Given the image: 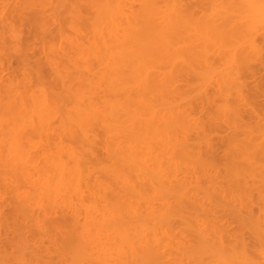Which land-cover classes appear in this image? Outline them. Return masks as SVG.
Masks as SVG:
<instances>
[{
	"label": "rangeland",
	"instance_id": "obj_1",
	"mask_svg": "<svg viewBox=\"0 0 264 264\" xmlns=\"http://www.w3.org/2000/svg\"><path fill=\"white\" fill-rule=\"evenodd\" d=\"M78 1L82 3L79 4ZM83 1L84 0L82 1L75 0V2L73 0H64V1L63 0H0V236H1L0 240L1 239L4 240L3 239L4 237L5 239H7V237L10 238L11 236V234L7 232H5L7 233V235L6 234H5L6 236L4 235V231H5L4 227H6L5 218L10 219L11 217L9 218V216H11L10 214H12L13 215L12 221H14V223L11 221L12 223L11 225L14 226L12 227L14 228V232L9 231V230L8 231L11 233L17 234V237H16V234L15 235L12 234L13 238L16 237L15 239L20 237L19 235H21V233L22 235H25V236H27V233H29L28 235L30 237L28 238V240L30 239L32 244H33V241L37 242L36 245L35 243L33 245L30 243L29 246H32V247L35 246L33 248L31 247L30 248L33 249L35 254L38 255V259H37L38 261H37L35 259L37 257H35L34 254H31V255H34V257H32L29 254L31 253L30 250H28L29 246L27 247V249L26 248L24 249L23 246L25 245L21 244L22 245L21 246L20 241H16L13 239L14 242L15 241L18 242V244H16V242L13 243L17 245V246L15 245L14 247H12L14 248V251L13 249L10 250L7 247H6V250H4L5 246L3 249H0L4 251V254L2 251H0V264H23V263L28 264L29 263L28 260H30V258H32L31 260H33L34 258L37 261L36 263V261L33 260L35 261L34 262L35 264H77V263L78 264H85V263L90 264L91 262H92L91 264H121L125 261L124 260L125 258L123 259L124 257V254H122L123 252L118 253L117 251V249L120 251H123L121 250L120 244L118 245L120 236L131 235L132 233L133 235H135L136 233H139V234L145 233L148 236H152V234L155 232L158 233L159 235L161 234L163 237L170 236V235L172 237V233H174V237H173L174 240L172 239L168 240V242L171 243V249L173 250V251L169 250L170 251L169 254H170L171 260L177 259L178 261L176 262L175 260L176 263H174L173 261L172 263L181 264V262L184 260L187 262V264H192L191 261L188 262L185 255L182 256V261H181V257H179L180 254L177 255L179 253V251H177L178 249L177 245L180 242L179 235L181 234L183 236V233H180L178 236L176 235L179 233L178 230L180 231L182 230L181 232H184L186 234V235L184 234L185 237H189V236L192 237L193 233L191 232H193L194 231L193 229L196 228V225H195L196 222L193 219L190 220L189 218L190 222L187 223L185 221L184 222L185 225L183 224L180 226L179 224L180 223L182 224V222L178 218L175 219V220H179V221H176L175 224L173 223L174 221L170 222L171 224L173 223L172 225L162 220V222L166 225V227L168 226V229L171 227L170 231H172V233L170 235H167L166 233H169L170 231L168 229H165L166 228L165 226L163 227L162 225L163 223L161 221H158L159 222L158 223L157 221L154 220L156 222L155 226L157 227V229L154 226H151L155 224L154 222L151 221L152 219L151 216L153 214H157V215L162 214L164 210L166 211V209H164L165 207H163L165 204L164 201L166 203L168 202L167 204L169 207L175 206L174 202L176 198L174 197L173 199L171 196H169L170 194L165 193L166 192L165 189L167 185L168 187L170 186L174 187L175 191H178L179 190L178 188L182 190L181 188L182 187L185 188L186 185H188L189 187L191 185L192 187L194 186L196 188V185L194 184H196V182L197 183L199 182L197 184L198 185L197 188L198 187L201 188V191H197L198 193L197 196L199 197L197 198L198 200L196 199L197 200L196 202H198V205L200 204L201 207L203 205L202 208L204 209L206 208V211L209 212L208 209L212 208V206H215L216 201H217V204L219 203L218 199L214 198L216 196L212 190L213 184L212 182H210V180H208V177H207V174L209 173V171L206 174H204V172L202 173L199 170L200 164L198 163L196 159H194V157H191V158L186 157L184 154H183V157H181L182 152H181V149L180 150L178 149L180 147V145L178 146L179 144L178 141H180L183 138V135H186L187 140H189L187 144H189L190 147L196 144L194 148L198 146H199L198 148L201 147L202 149L200 148L201 150L200 152H202V154L207 150L208 145H206V143H212L216 146V149H217L216 151H218L216 154H218V156L220 155L221 158L223 157V155L224 156L228 155V157L230 155L231 157L232 155L235 156L236 154L237 155L245 154L244 153L245 150L241 151L240 150L241 148L239 149V146L235 148V146L238 144L232 141V140L237 141V139H239L238 141H240V139L243 138V136H240V134L239 135L237 134V137L234 134L233 136H231L232 135L231 128L228 126H225V124L223 123H224V120L229 119L228 116H230L229 114H227L226 108H228L229 105H230L229 107H235V105L238 104L236 103L237 102L236 96L240 93L242 94V96L246 98L248 89H250L249 87H252V89L254 88V83H251V81L253 82L251 78L245 79V81L247 80L248 82L252 84L251 86H249L250 83H248V86H249L248 87L247 82H245L246 87H240V85H237L231 79V77L232 75H235V71H236L235 67H237V64H239V60L242 59V58L240 59V57H243L244 55L247 56V54H251L250 53L251 51L250 43L252 44V42H254L255 45L257 44L258 46H260L261 43L262 44L264 43V34H263L264 33V24H263L264 19L262 20V18H264V14L259 19V20H262L261 21L262 23L260 25L258 24L259 26L257 24H254L253 22L247 23L245 24L246 27H244L245 30L242 32L232 33V31L229 30V32H227L226 35H223V33L216 35L217 33L213 34L215 32L214 27L216 24L218 25L221 22L219 15L221 16L222 12H224L223 10L226 9L227 5L225 4H227V2L228 4L229 2H232V3H235V2L233 0H202V2L201 0H182L183 2H180V5L181 3L182 5L184 3L185 4L184 6L189 8L190 11H192V13L190 12L187 13L190 16L189 19L185 18L187 21L184 20V24L182 23L180 24L179 28L181 31L179 30V28L176 30V33L172 39L173 49H171L170 54L160 53V55L158 54L159 57L157 56L155 57V59L157 60H153V64L156 61H157L156 65L159 64L155 68L154 72L162 73L164 75H174V77H176L175 85L173 84V86H175V88L178 89L179 93L173 95L174 97L168 96L166 98L165 96L163 98L162 97L158 98V96H160L159 93L154 92L152 94L151 92L153 91H151L149 94L145 93L146 95L145 94L143 95L144 100H143V97L141 98L143 101L140 100L139 98L134 97L133 101L134 100L136 101V102L134 101V103L138 102V104L133 103L130 109L133 110L134 112H138V111L142 112L141 114L144 116L143 118H149V120H151L153 114H156L158 117L159 115H162L163 113L166 114L167 112L175 110V108L179 109L182 106L181 108L185 107V109L190 110L188 111L190 114V118L192 119V122L190 120L185 125L182 124L181 126L183 127H181V129L175 128L177 130H175L173 127L164 128L162 126H158L160 127L158 128L157 126L156 127L151 126V125L146 126V128H143L142 132H140L141 135L137 137L133 142H128L126 144L121 145L123 149L118 148L116 145H113L114 148L112 147V150L114 151H112L113 158H111V160H110V157L107 156L106 149L104 148V145L102 143L103 136H102L101 131H99L100 129L93 128L94 129L93 130L94 132L93 133V137H94L93 149H95L93 151L94 158L93 156L90 157L91 156L90 155L88 156L90 157L88 158L89 159L88 161H87V157L85 159L87 161V164L91 162L90 163L91 165L88 164V166H90L89 168L91 167L92 168L85 172V169L86 168L88 169V167L85 164L86 161L85 162L83 161L85 165L84 164L82 165L83 162L80 164L82 169L86 167L83 170L81 169L82 170L81 172L85 174H82V180H80L79 182L80 190L77 191V193L76 192L74 193V189L76 188L79 189V187H76V188L71 187L68 189L65 188V190L63 191L62 188L58 189V187L55 186L58 182L56 181L57 179L55 180L57 183L53 181L55 179L54 177H56V172H53L52 171L53 169H50L51 166L47 167L48 169L51 170L50 172L48 170L49 172L47 173L48 177L45 176V174L43 173L44 172L43 166H45V168H46V165L49 166L48 164L49 162L44 160L45 156H48V154L49 155L53 154V156H55L57 155V153H59V155L61 154V156H64L67 150L76 149L78 145L80 146V143L77 141L75 137L71 139V136L70 135L68 136V133L70 131L69 127L72 126L73 116L75 115V113H73L75 111V110L73 111V109L75 108L74 106L75 100L74 99L72 100V98L71 99L65 98V96L62 95L63 94L62 89H61L62 87L59 86L61 84L57 83L59 76L57 77V80L55 76L61 75V77L63 78L61 80H65V86L67 85V89H69L68 91L73 92V94L74 93L79 94L85 91V94H82L83 98L81 99H83V102L86 103L87 102L86 99L88 97L89 98L88 101H90L92 97L86 95L87 90H83V89H87L86 80L88 77L86 76L90 75L89 78H91V75H100L101 73H103V68L96 63L95 59H93L95 58L94 57L95 55L94 56L92 55L94 51L93 50L92 52L90 51V49H93V43L97 41V39L95 41L92 39L93 34L91 33H94V31L97 30V32L99 31V34H100V30H101L100 28H102L100 27V22L97 21L98 19H94L93 14H95V17H96V13H95L96 11L94 10H97L98 9L97 7H100L99 11L101 12H99L98 10L97 12L99 14L101 13L100 15H102V17L104 18L106 16L105 13H111L113 11L112 9L114 8L117 9L116 5L118 6L120 5L119 10L122 6L124 11L122 10V8L120 11H123L126 14L125 19L123 18L124 16H122L124 13L123 14L121 13L122 17L118 16L119 18H117L115 16L112 22L114 25V29H116L117 32H119L120 34H121V31H119L118 26L119 25L120 27L123 26L120 29L124 27L126 28L127 27L126 24H128L127 21L129 22V20H131L130 19L131 15L128 16L129 18H127L128 20H126L127 13L128 15L129 14L135 15V13L137 15L140 13L139 15L143 16L144 12L147 11V9L144 8V5L142 7L143 2L141 0H118L116 2L115 0L113 1L110 0V2L106 0L105 7L107 8L103 6L104 0H95V3L93 2L94 7L96 6L94 10L93 8L90 9L87 7L88 5H90L89 3L85 4L87 0L84 2ZM97 1L100 4L97 3ZM119 1L122 4H119L120 3ZM161 1L162 0H160V3L158 1V4H159L158 11L160 14L164 11L163 9H165L166 11L171 10V13L174 11L172 9H175L174 12L176 13L177 9L180 7L178 6L179 3L177 4L178 1L176 0H167V3L164 2L166 3L165 6L163 5V3H161ZM71 2L72 3L74 2V6L78 7L79 14L80 12L83 13V14L81 13L82 15L80 14L81 16L79 15L80 18L78 17V12H76V10H73L74 12H76L75 16H73V13H74L73 11L71 13V10L74 8V6L70 4ZM87 2H92V1L88 0ZM197 2L199 3L198 5L200 6H197L196 4ZM76 3L79 6H77ZM109 3L110 4L114 3V4H111V6H109ZM82 4L84 6H81ZM80 6L86 7L87 9L81 8V10L79 11ZM162 6H164L165 8H163ZM171 6L173 7L172 9H171ZM69 7L71 8V10ZM105 9H109V10L107 11ZM115 9L114 11H116ZM90 10H92L94 13L92 12L93 13L92 14ZM166 11L162 13V15H165V13H167ZM168 12L170 13V11ZM219 12L221 14H219ZM86 15L88 16V18L90 17L91 18L88 19ZM139 15L136 17H139L138 19L141 20V18L143 17ZM184 15H186V13H183L182 16ZM81 18L83 19L81 20ZM84 19L88 20V22H85ZM115 19L118 21H116ZM231 20H233V18ZM259 20L257 23L260 22ZM93 22L94 23L96 22V23L93 24ZM103 22L107 24L106 21H103ZM234 22H235V18H234ZM213 25L214 27H212ZM93 27H95L96 29L94 30ZM105 28L106 27H104V29ZM89 29H91V31ZM107 33L105 32L106 35ZM242 33H246V34L242 35ZM105 34H104L103 39L106 38ZM94 37L96 38V36ZM98 37L97 38L100 40V37L102 36L99 35ZM81 42L84 44V46H81L82 45ZM75 43L77 44V46ZM89 45H90V48H89ZM228 46L230 47L231 50L228 48ZM262 46H264V44ZM76 47L80 49L77 50ZM242 49L245 51H243ZM83 50L85 51L87 50V51L84 52ZM240 54L243 56H241ZM90 57H92V59ZM86 59L89 62L86 61ZM235 59L236 60L239 59V60L236 64L234 63L235 65L234 66L233 61L236 62ZM82 60H84L86 64H84ZM95 65L96 67H98V69H96ZM85 67L89 68V70L91 69L90 70L91 72L87 73L88 69L87 71L86 69L84 70ZM167 67H168V70H167ZM186 67L188 68L186 69ZM241 73H243L242 75H248L244 71H241ZM186 77H188L189 79ZM176 80L177 82L178 81L179 82L177 83ZM80 81L81 83H79ZM81 88L83 91L81 90ZM219 91L220 92L223 91L222 94H220ZM250 95L251 94H248L247 98H250L249 97ZM155 96H157V98ZM206 96L208 97L207 99H205ZM93 97H94V101L97 102L96 101L97 98L95 96ZM153 97L155 98L153 99ZM117 99H119V97ZM212 101L215 104L211 103ZM140 102L142 103L140 104ZM208 102H210L211 104ZM216 103H218V105H216ZM146 106L147 107L149 106L152 109H149V107L146 108ZM201 107H202V110L203 108L204 110L200 112L199 109H201ZM246 107H249V106H243V109H245ZM150 111H152V113H150ZM149 113L152 115L149 116ZM199 118L204 123L201 122ZM30 121L34 122V124L36 125L42 121L43 123L47 122L50 125L48 126L46 123L47 125L46 128L42 124L43 125L42 128L36 127V129H31L27 126L28 122ZM193 121L196 122V124L193 123ZM199 124H202V125L204 124V126L201 127L202 125H199ZM150 127H153V128L150 129ZM231 127L233 128L232 124H231ZM64 128H69V131ZM73 128L74 127H71V131L75 129ZM161 128L164 129V133L162 132L163 130ZM63 129L64 131L66 130L68 131V132H65L67 134L63 132ZM170 129L171 130L173 129V131L171 132ZM213 129H215V131H213ZM233 130L235 129L233 128ZM236 130L238 132L240 129L238 130L236 128ZM253 131H254V134H253L254 136L252 137H254V139L256 137L258 139L262 138V141L264 140V126L263 125L255 127ZM143 132H145V135ZM198 134H202V135L198 136ZM98 136L100 138L97 139ZM144 136H145V139H144ZM142 139L146 141L143 142ZM195 139L200 143V145ZM140 140L142 142H140ZM176 140L178 141L176 142ZM181 141H180V144H181ZM254 141H257V140H254ZM140 143L141 144L144 143V144L140 145ZM119 149L121 150L122 153L124 152L123 153L124 155H122V157L119 156V153H120ZM130 149L132 151L136 150L140 154L137 155L135 151L132 152ZM115 151L117 152L118 155L115 153ZM206 152H208V150ZM206 152L203 155L204 157H206V159H208L207 155H209V152L208 153ZM134 154L137 156H135ZM115 155H117L118 158ZM139 155L141 156V158L143 157L142 159L140 158V160L137 159ZM133 156H135L134 158L137 157L136 160H134L133 158H130ZM124 158L125 159L129 158L131 160L133 159L134 161H130V163L133 162L134 165L130 164L131 167H129L125 165L124 163L122 164V162L125 161ZM112 159L113 161L115 160L114 162L120 166L117 167V165H114L113 163L112 165H114V167L112 168L114 169L112 171V168H111V171L109 172L108 169L112 166L110 164L113 162ZM120 159L124 161L122 160L120 161ZM129 159H127L126 161L128 162ZM63 160H65L64 162L66 163L67 166H69V168L72 166L73 162L70 159L63 157ZM138 160L140 161V165L142 167L144 166V168H147V171L146 170L144 171L149 173V174H145L144 172L145 174L143 176L144 178L140 177L142 176L141 174L138 175V173H136V171L139 172V169L141 167L139 163L136 162ZM223 161L224 160H221V163H224ZM127 162L125 163L128 164ZM153 163H156L159 168L156 167L157 165ZM261 163H262L261 165L264 166V159H262ZM150 166H153V168ZM133 167H135L134 170H133ZM137 167L138 169H136ZM195 168H198V170L200 171L199 173H201V176L197 172L198 170L197 171L194 170ZM74 169L72 171L75 173ZM105 169H107V172L105 171ZM78 170H80L79 167H78ZM119 170L122 172V174L124 173L123 174L124 176H127L128 180H126V178H124L122 174L119 177H117L120 174V173L118 174V172H120ZM148 170H150L151 173ZM156 171L157 173H159L157 175L158 177H156L155 174H154L155 177L152 175V173H155ZM51 172L55 173L54 177ZM115 172L116 174H114ZM195 172L196 174H194ZM198 174H199V177H198ZM136 175L139 176L140 179L137 178ZM121 176L123 177V179H125L126 184L129 182L128 183L129 185L124 184V181L120 179L122 178ZM58 177L60 178L61 176L58 175ZM146 177H147V181H146ZM196 178L198 180L194 181L196 180ZM64 179L70 180L71 178L65 177ZM163 181L164 182L166 181V182L164 183ZM231 182H229V184ZM47 183L50 184L48 186V189L46 188L47 187L46 185H48ZM180 184H182V186H180ZM124 185H126L127 188L124 187ZM50 186H51V189H50ZM130 186L131 187L134 186V188H136V191L130 190L129 189L131 188ZM191 188H188V190ZM49 190L53 192V195L50 193ZM156 192H159V193H156ZM212 193L214 197L212 196ZM166 194L168 195L167 197H166ZM202 195L206 197L204 198ZM170 197H171V200H170ZM208 197L210 198V200L208 199ZM253 201H254V198H253ZM254 203H256V201ZM258 204L261 205V203H258ZM198 205L195 204L193 207H191V209L193 208L194 210L195 209L194 207H197ZM256 206H259V205L255 204L253 207H251V209L253 208L252 210L255 213V215H257V208H258ZM130 208L131 209L133 208L134 211H135V208H137L136 209L137 212L139 211L137 215L141 216L140 219L143 216V218L146 219L147 223L145 225L141 224L139 221L140 219L137 216L138 220H136V222H139L140 223L139 225L138 223L135 222V219H136L135 217H134L135 219L134 218L131 219L130 217H128L129 215L130 216L132 215V212H134ZM198 208L200 209V206ZM220 208L221 207H219L218 209ZM224 208L227 209V207H224ZM127 209H128V212H126ZM225 209H222V210L220 209L221 211L215 213V216H216V217L214 216L215 221L219 217L217 219V222H215L212 219L211 213L209 214L211 215L209 217H206L204 215L205 218H202L203 217L202 213L200 214L202 218V222L206 225L205 228L207 232L212 233L214 232V230H219L222 226L225 227V225L228 224L227 228L222 227L220 229L221 231L226 230V231L221 232L222 235H224V240H226L225 242L227 243L228 241V243L232 244L235 241L233 238L235 236L236 237L240 236L242 238V241L244 243H247L246 249L248 250V254L252 258V260H254L253 258H255L256 261H258L260 264L261 263L263 264L264 260L262 259V255L264 253V239H263L264 237L262 238V235H260L262 232H260L259 234L257 230L255 231V229L253 228L254 227L253 223L250 220H246V218H244L246 221L243 218L242 219L240 218L237 221L236 218L233 219L230 215L229 216L226 215L227 217L224 216L225 214L222 211L223 210L226 211ZM124 212L126 213L131 212V214L130 213L124 214ZM226 212H229L228 209ZM242 214L247 217L246 213L244 214L243 212ZM77 217L78 219L75 220ZM99 218L101 219L104 218V219H107L108 221L107 223H104V221L106 222V220L103 219L104 221L101 223V220ZM226 218H227V221L225 220ZM72 219L73 221L74 220L75 221L71 225V222H73ZM149 219L152 222L151 224H150ZM109 220H112L113 222L111 223V221ZM76 221L79 222L78 226H76L77 224ZM187 221H188V218H187ZM210 221H213V222H210ZM208 222H210V224ZM221 223L223 224L220 226ZM104 224H107V226H104ZM216 225H219V229L217 228L218 226ZM187 226L189 227L187 228ZM105 227L109 229V233ZM183 227H184V230L186 228L187 229L184 231ZM190 227H192L193 229ZM190 229L192 231H190ZM211 229L212 231L210 232ZM45 230L48 233L45 232ZM105 230L107 234H105ZM253 230L255 231L254 233H253ZM56 231L62 232V236L65 233L66 238L63 236L67 240L66 246L65 245L63 246L65 249L61 245V240L63 239L62 241H65V239L61 236V233H60L58 234L61 237L60 238L61 240H60L57 235L58 232ZM80 232L82 233L81 237L83 236L85 237V238L84 237L81 238L82 241L78 240V238L80 237L79 236ZM257 232L260 237L258 235H255L257 234ZM49 233L53 234L54 236L56 235L57 241L54 243H57V245L60 244L61 246L60 245L59 246L60 248L62 247L63 250L60 249L57 245L53 244L52 240L55 239V237H52L53 235L48 236L47 234ZM107 235H110L108 239L106 237ZM181 235H180V238H181ZM47 236L48 237L51 236L53 238L51 240L52 243L48 241L50 238H47ZM112 236H114L115 238H113ZM101 237L104 238L103 241H102L103 238L101 239ZM73 238L77 241H75ZM93 238L99 241L98 242L99 246H101V249L103 247L104 250L102 249L98 253V250L100 247L96 245L97 241L91 240ZM11 239L12 237L8 240H11ZM83 239H85L88 243L91 240V243H89L91 244L90 245L91 247H89V244ZM105 239L107 240L105 241ZM111 239H113V242L111 241ZM8 240H5V241L7 242ZM1 241H0V245H1ZM94 241L96 245L95 247L93 246ZM101 241H102V244L100 245ZM75 242H77L78 244ZM105 242H109L110 245ZM182 242L184 243L183 240ZM6 244H10V243L8 242ZM51 244L54 246H57L60 250L57 252L58 250L56 249L57 247L55 248ZM103 244L108 247L105 248ZM10 245L12 246V244ZM77 246L80 248H84L86 251L84 249H79ZM172 246L173 247L177 246V249L175 248L173 249ZM90 248L95 249V250L92 251ZM96 248L98 250H96ZM47 250L49 251V253ZM83 250L85 251L84 253H83ZM90 250L92 254L94 255L90 253L91 255L89 254V258H88V256L86 255H88ZM5 251L6 253L8 252L11 254L8 255V253L6 254ZM115 251L117 252L118 256ZM124 251H126V249ZM100 252L102 253L100 254ZM173 254L176 255L178 258H180L181 262ZM60 256H61L62 261L60 259ZM97 256L99 258H96ZM86 257H87V260H86ZM89 259H91L92 261ZM206 259L207 258L204 257L203 264L208 263V262L209 264H212L210 262L211 260L205 262ZM186 262L185 263L182 262V263L186 264ZM194 262L193 264H195ZM258 262L257 264H259ZM198 263L201 264L202 262L197 261L196 264Z\"/></svg>",
	"mask_w": 264,
	"mask_h": 264
},
{
	"label": "bare ground",
	"instance_id": "obj_2",
	"mask_svg": "<svg viewBox=\"0 0 264 264\" xmlns=\"http://www.w3.org/2000/svg\"><path fill=\"white\" fill-rule=\"evenodd\" d=\"M64 1V0H63ZM75 2V0H73ZM82 1V0H80ZM86 1V0H84ZM83 1V2H84ZM88 1V0H87ZM85 2L86 3H89L90 5H88L87 7L88 8H94V3H95V0H90L92 2ZM113 1V0H112ZM118 1V0H115V2ZM143 3H142V7L144 5V8L147 9L146 12H144L143 16L142 15H139L135 13L136 16H141L143 18H141V20H139L138 18L139 17H136L134 14H129L127 13V16H126V20H128L127 18H129L128 16H130V19L129 22L127 21L128 24L127 27L125 28H122L120 29V25L118 26L119 27V31H121V34L119 32H117L116 29H114V25H113V19L114 17L116 16L117 18L119 17H122L124 16L123 18L125 19V13L123 12V8L122 10L123 11H120L119 10V6H117V9H115L116 11H114V9L110 10L112 11L111 13H105L106 16L103 18L102 15H100L97 10L99 11V8L100 7H97L96 9L97 10H94L96 11V17H95V14H93L94 12L92 10L91 13L94 15V19H98L97 21L100 22V34H99V31L97 32L94 31V33H91L93 34V40L95 41L97 39V41H95L93 43V49H90V51L92 52V50L94 51L92 53V55L95 57L93 59H95L96 63L98 65H100L102 68H103V73H101L100 75H91V78L90 75H87L86 77L87 80H86V87L87 89H83V90H87L86 92V95L88 96H91L93 101H88V97H87V102H83V95L82 94H85V91L81 90L84 92H81V93H74L73 92H70L68 91L69 89H67V85L65 86V80H61L63 79L61 77V75H56V80H57V77H58V81L57 83L58 84H61L59 85L60 87H62V95L65 96V98H69L72 100L74 99L75 100V108L73 109V113H75V115L73 116V121H72V126L71 127H74L73 129L75 130H72L71 131V127L70 128V131H69V128H64V129H67L69 131L68 133V136L70 135L71 136V139L73 137H75L77 139V141L80 143V146L78 145V147L76 149H70V150H67L66 154H64V156H61V154L59 155V153H57V155L53 156L52 155H49L48 156H45L44 160L48 161L49 163V166L46 165V168L45 166H43L44 168V174L45 176L48 177V174L51 170L50 169H53L52 171L53 172H56V177L61 176L60 178H56L54 177L55 176V173L51 172L53 174V177L55 178L53 181H55V183H57L55 186L58 187V189L62 188V190L64 191L65 188L68 189V188H71V187H79L74 189V193L77 191L80 190V186H79V182L80 180H82V174H85V173H82L81 171L85 168H81L80 164L84 161H86V157H87V161L89 160L88 158L92 157L93 156V151L95 149H93V140H94V137H93V130L94 129H100L99 131H101L102 133V136H103V145H104V148L106 149V152H107V156L110 157V160L111 158H113V153L112 151V147L114 148L113 145H116L118 148H122L121 145L123 144H126L128 142H133L137 137H139L141 135L140 132H142L143 128H146V126H162L164 128H171L173 127L174 129L175 128H180L183 127L181 126L182 124H186L188 123L190 120L192 122V119L190 118V114H189V109H185L184 108H175V110H172L170 112H167L166 114H162V115H159L157 117L156 114H153L152 116V119L149 120V118H143L144 116L141 114L142 112L138 111V112H134L133 110H131V106L132 104L134 103L133 101V98L136 97V98H139L140 100H142L141 98L143 97V95L146 93V94H149L151 91L152 94L155 92L159 93L160 96H158V98H163L166 96V98L168 96H173L175 94H178L179 91L177 88H175V86H173V84L175 85V78L174 75H164L162 73H157V72H154L155 71V68L159 65H156V62L153 64V60H157L155 59V57H159L160 53H164V54H170V51L173 46V43H172V39L176 33V30L179 28L180 24H184V20L187 21L186 19H189V15L187 13H192V11H190L189 8H187L186 6H184L185 4L181 3L180 5V2H183L182 0H176L178 1L177 4L179 3L178 6H180L178 8L177 6V11L176 13L174 12L175 9H172L173 7L171 6V9L174 10L172 13H171V10H168L170 11V13L168 11H166L165 9H163L164 11L162 13H164L165 11L167 13H165V15H162V13L160 14L159 11H158V1L160 3V0H141ZM235 3H232V2H227V7L225 10H223L224 12H222V14L219 12V14H221V16L219 15L220 19H221V22L217 25H214L212 27H214V33H217L216 35L218 34H222L223 35H226L227 32L232 31V33H236V32H242L245 30L244 27H246L245 24L247 23H254V24H261L262 20L264 18H262V20H259L261 18V16L264 14V0H233ZM74 2L70 3L74 6ZM94 2V3H93ZM105 2L106 0H104V7H105ZM108 2H110V0H108ZM114 2V3H115ZM120 2V1H119ZM118 2V3H119ZM167 3V0L165 1H161V3H163V5L165 6L166 3ZM196 2V1H195ZM202 2V0H201ZM200 2V4H201ZM79 4H81L82 2H79ZM97 3H99L97 1ZM114 3H111V4H114ZM124 3V2H123ZM139 3V2H138ZM169 3V2H168ZM187 3V2H186ZM77 4V3H76ZM100 4V3H99ZM111 4L109 3V6H111ZM117 4V3H116ZM119 4H122L121 2ZM141 4V2H140ZM188 4V3H187ZM197 6H200L198 5L199 3L197 2L196 3ZM96 5V4H95ZM98 5V4H97ZM218 5V4H217ZM222 5V4H221ZM77 6H79L77 4ZM81 6H84L83 4ZM80 6V9L79 11L81 10V8H86V7H81ZM91 6V7H90ZM93 6V7H92ZM99 6V5H98ZM124 6V5H123ZM141 6V5H140ZM164 6H162L163 8H165ZM174 6V5H173ZM71 7V5H70ZM69 7V8H70ZM115 7V6H114ZM161 7V8H162ZM107 8V7H105ZM167 8V7H166ZM184 8V9H183ZM187 10H186V9ZM198 8V7H196ZM21 9V8H20ZM87 9V8H86ZM170 9V8H168ZM222 9V8H221ZM71 10V8H70ZM69 10V11H70ZM73 10H76V12H78V7L74 6V8L71 10V13ZM84 10V9H83ZM105 10H109V9H105ZM118 10V11H117ZM127 11V10H126ZM143 11V10H142ZM188 11V12H187ZM220 11V9H219ZM74 12V11H73ZM73 13V16H75V13ZM101 12V11H99ZM106 12V11H105ZM115 12V13H114ZM132 12V11H131ZM82 12H80L81 14ZM121 13L123 14L121 16ZM138 13V12H137ZM183 13H186V15L182 16ZM217 13V12H216ZM79 12H78V17H79ZM83 14V13H82ZM81 14V15H82ZM118 14V15H117ZM142 14V12H141ZM198 14V13H197ZM80 15V16H81ZM133 15V16H132ZM239 15V16H238ZM87 16V15H86ZM85 16V17H86ZM91 16V14H90ZM119 16V17H118ZM218 16V15H217ZM37 17V16H36ZM54 17V16H53ZM52 17V18H53ZM56 17V16H55ZM102 17V18H101ZM39 18V17H38ZM74 18V17H73ZM80 18V17H79ZM78 18V19H79ZM88 18V16H87ZM91 18V17H90ZM88 18V19H90ZM183 18V19H182ZM186 18V19H185ZM233 18V20H231ZM234 18H235V22H234ZM240 18V19H239ZM83 18H81L82 20ZM103 19V20H101ZM215 19V18H214ZM217 19V18H216ZM238 19V20H237ZM54 20V19H52ZM85 20V19H84ZM116 20V19H115ZM213 20V19H212ZM258 20L260 21L259 23ZM96 21V22H97ZM103 21H106L107 24H105ZM118 21V20H116ZM189 21V20H188ZM234 23H233V22ZM238 21V22H237ZM82 22V21H81ZM85 22H88V20H85ZM92 22V21H90ZM95 22V23H96ZM141 22V23H140ZM80 23V22H79ZM93 22V24H95ZM102 23V24H101ZM82 24V23H81ZM263 24H264V21H263ZM91 25V24H90ZM104 25V26H103ZM106 25V26H105ZM125 25V26H126ZM258 25V26H259ZM93 26V25H92ZM183 26V25H182ZM211 26V25H210ZM262 26V25H261ZM90 27V26H89ZM104 27H106L105 30ZM230 28V29H229ZM76 29V28H75ZM93 29L95 30L96 28L93 27ZM104 29V30H103ZM188 29V28H187ZM213 29V28H212ZM91 31V29H89ZM180 30V28H179ZM186 30V29H185ZM79 31V30H78ZM104 33H103V32ZM181 31V30H180ZM105 32L107 33V35L105 34ZM231 33V32H230ZM81 34V33H80ZM96 34V35H94ZM102 34V35H101ZM104 34H105V39H103L104 37ZM243 34H246V33H242ZM264 34V33H263ZM102 36L100 37V40L98 39L99 37L98 36ZM222 35V36H223ZM241 35V36H242ZM96 36V38L94 37ZM91 37V36H90ZM98 37V38H97ZM215 37V36H214ZM228 37V36H227ZM231 37V36H230ZM243 37V36H242ZM213 39V38H212ZM245 39V38H244ZM243 39V40H244ZM249 39V38H248ZM99 40V41H98ZM251 40V39H250ZM260 42V41H259ZM82 43V42H81ZM80 43V44H81ZM76 44V43H75ZM87 44V42H86ZM264 44V43H263ZM261 43L260 46H258L257 44L255 45L254 42H252V44L250 43V53L251 54H247V56H243V57H240L241 60H239V64H237V67H235V75H232L231 79L237 84V85H240V87H246V84L245 82H247V86H248V82L247 80L245 81V79H248V78H251L253 80V82L251 81V83H254V88L252 89V87H249L251 86L252 84L250 83V85L248 86L250 89H248V93H247V97H248V94H251L249 97L253 100H251L250 98H245L244 96H242V94H238L236 97H237V102L238 104L235 105V107H229L228 105V108H226V111H227V114H229L230 116L229 119L227 120H224V123L225 126H228L231 128V132H232V135L230 133L231 136L236 135L237 137V134L240 136H243V138L240 139V141H238L239 139H237V141L235 140H232L234 141L236 144L235 148L239 146V149L242 151V150H245V154H236L235 156H231L228 155L224 156L221 158V156L218 154H216L218 151H216V146L212 143H206L207 146V150L209 152V155H207L208 159H206V157H204V153L207 151H205L203 154L202 152H200V148L198 147H195L192 146L190 147L188 143L189 140H187L186 138V135H183V138L180 140L181 141V144H180V141L176 140V142L178 141L179 144L178 146L180 145V147L178 148L179 150L181 149V152H182V156L183 157V154L186 156V157H194V159H196L198 161V163L200 164L199 165V170L204 174L209 173L207 174V177H208V180H210V182H212V190H213V193L215 194L216 197H214L213 193H212V196L214 198H217L219 203L217 204V201H216V204L215 206H212V208L208 209L209 212L206 211V208H202L201 205L199 204L198 205V202H196L198 199L199 196L197 191H201V188H197V183L194 184L196 185V188L192 187L190 185V187L188 185L185 186V188H181L182 190H180V188H178L179 192L178 191H175V188L174 187H166L165 189V193H168L170 194L169 196H171L173 199L174 197L176 198L175 199V206H171L169 207L168 206V202L166 203L164 201V206L165 207L164 209H166V211L164 210L163 213L165 214H153L151 217V221L154 222L155 224L151 225V226H154L156 229L157 227L155 226L156 225V222L155 221H161L164 220L165 222L169 223L170 225H172L173 223L175 224L176 221H181L182 224L180 222L179 225H183L184 222L186 221L187 223L190 222L189 221V218L190 220L193 219L196 223V228H192L194 231L191 232L193 233L192 234V237L189 236V237H185L184 236V232H181L180 230L179 233H175L177 234L176 236H178L180 233H183V236L181 235V238H180V235H179V244L177 242V246H178V249H177V246L176 247H173V249H177V251H179V253L177 255H179V257H181V261H182V256H186V259L188 260V262H193L196 264L197 261L199 262H202L201 264L204 263V257H206L207 259L205 260V262L211 260L210 262L212 264H257L258 261L255 260V258H253L254 260H252V258L250 257V255L248 254V250L246 249V245L247 243H244L242 241V238L240 236H235L233 239L235 240L234 243H227L225 242L226 240H224V235H222V231H226V230H220L219 229V225H216L218 226L217 228L220 230H214V232L212 233H209L207 232L206 228H205V224L202 222V218H205L204 215L206 217H209L212 215V219L215 221V213L221 211L222 209H225L224 207H227L228 211L229 212H226L227 209H225L226 211H222L224 214V216H231L233 219H244L246 218V220H250L252 223H253V228L255 229V231L257 230L260 234V232H262L260 235H262V238L264 237V166L261 165V161L262 159H264V140L262 141V138L261 139H258L255 137H252L254 136V131L253 129L255 127H258V126H264V46ZM239 45V44H238ZM77 46V44H76ZM81 46H84V44L82 43ZM223 46V45H222ZM241 46V45H240ZM77 48V47H76ZM85 48V47H83ZM89 48H90V45H89ZM88 48V49H89ZM205 48V47H204ZM228 48L230 49V47L228 46ZM240 48V47H239ZM243 48V47H242ZM80 49V48H79ZM77 48V50H79ZM225 49V48H224ZM237 49V48H236ZM245 49V48H244ZM221 50V49H220ZM231 50V49H230ZM240 50V49H238ZM243 50V49H242ZM246 50V49H245ZM243 50V51H245ZM84 52H86L85 50H83ZM249 51V50H248ZM229 52V51H227ZM234 53V52H232ZM159 54V55H158ZM86 55V54H85ZM91 55V54H90ZM236 55V54H235ZM234 55V56H235ZM165 57V56H164ZM168 57V56H167ZM89 58V57H88ZM87 58V59H88ZM92 59V57H90ZM172 58V57H171ZM235 58V57H234ZM237 58V57H236ZM86 59V61H88ZM213 59V58H212ZM217 59V57H216ZM231 59V58H230ZM162 60V58H161ZM165 60V59H164ZM168 60V59H167ZM234 60V59H233ZM236 60V59H235ZM238 60L233 61V65L234 63L236 64L238 62ZM84 64H86L84 62V60H82ZM89 62V61H88ZM182 62V61H181ZM82 63V64H83ZM159 63V62H158ZM161 63V62H160ZM186 63V62H185ZM92 64V62H91ZM94 64V63H93ZM203 64V63H202ZM156 65V66H155ZM167 65V63H166ZM165 65V66H166ZM87 66V65H86ZM169 66V65H168ZM235 66V65H234ZM96 67V65H95ZM154 67V68H153ZM94 68V67H92ZM101 68V69H102ZM188 67H186L187 69ZM88 69L87 73H90L91 69L89 70V68H84V70ZM96 69H98V67H96ZM151 69V70H150ZM154 69V70H152ZM163 69V68H162ZM165 69V68H164ZM54 70V69H53ZM167 70H168V67H167ZM185 70V69H184ZM186 71V70H185ZM196 71V70H195ZM241 71H244L246 72L248 75H242L243 73H241ZM95 72V71H94ZM93 73V72H92ZM96 74V73H95ZM166 74V73H165ZM194 74V73H193ZM179 75V74H178ZM80 77V76H79ZM85 77V76H84ZM185 78V77H183ZM188 78V77H186ZM84 79V78H83ZM189 79V78H188ZM55 80V81H56ZM79 80V79H78ZM182 80V79H181ZM185 80V79H184ZM187 80V79H186ZM64 81V82H63ZM188 81V80H187ZM190 81V80H189ZM221 81V80H220ZM177 82V80H176ZM179 82V81H178ZM177 82V83H178ZM181 82V81H180ZM81 83V81L79 82ZM85 83V82H84ZM218 83V82H217ZM85 85V84H84ZM82 85V86H84ZM69 86V85H68ZM81 86V85H80ZM181 86V85H180ZM66 87V88H65ZM222 87V86H221ZM247 87V88H248ZM217 88V87H216ZM238 88V87H237ZM222 89V88H221ZM213 90V89H212ZM220 92V91H219ZM223 92V91H222ZM222 92H220V94H222ZM238 92V91H237ZM240 92V91H239ZM218 93V92H217ZM145 94V95H146ZM164 94V95H163ZM219 94V93H218ZM151 95V94H150ZM228 95V94H227ZM95 96L97 99L95 102L94 101V97ZM217 96V95H216ZM119 97V99H117ZM157 98V96H155ZM153 97V99L155 98ZM174 97V96H173ZM210 97V96H209ZM235 97V98H236ZM208 97L206 96L205 99H207ZM214 98V97H212ZM99 99V100H98ZM149 99V98H148ZM152 99V98H151ZM210 99V98H209ZM250 99V100H249ZM143 100H144V97H143ZM142 100V101H143ZM156 100V99H155ZM172 100V98H171ZM170 100V101H171ZM203 100V99H201ZM213 100V99H212ZM249 100V101H248ZM82 101V102H81ZM139 101V100H138ZM149 101V100H148ZM191 101V99H190ZM210 101V100H209ZM225 101V100H224ZM136 102V101H135ZM158 102V100H157ZM166 102V101H165ZM206 102V101H205ZM216 102V100H215ZM142 102H140L141 104ZM153 103V102H152ZM210 103V102H208ZM211 103H214L213 101ZM210 103V104H211ZM134 104H138L137 103H134ZM139 104V105H140ZM144 104V103H143ZM182 104V103H181ZM215 104V103H214ZM158 105V104H157ZM168 105V104H166ZM185 105V104H184ZM202 105V104H201ZM216 105H218V103H216ZM144 106V105H143ZM172 106V105H171ZM177 106V105H176ZM179 106V105H178ZM191 106V105H190ZM243 106H249V107H246L245 109H243ZM138 107V106H136ZM135 107V108H136ZM142 107V106H141ZM149 107V106H148ZM146 106V108H148ZM192 107V106H191ZM216 107V106H215ZM145 108V109H146ZM157 108V107H156ZM172 108V107H171ZM144 109V108H143ZM149 109H152L149 107ZM154 109V108H153ZM167 109V108H166ZM217 109V108H216ZM247 109V110H246ZM147 110V109H146ZM157 110V109H156ZM155 110V111H156ZM189 110V111H188ZM198 110V109H197ZM200 112L204 110H202V107L201 109H199ZM137 111V110H136ZM143 111V110H142ZM154 111V110H152ZM152 111H150V113H152ZM168 111V110H167ZM188 111V112H187ZM207 111V110H206ZM146 112V111H145ZM222 112V111H221ZM149 113V116H151L152 114ZM199 113V112H198ZM203 113V112H202ZM201 113V114H202ZM217 113V112H216ZM225 113V112H224ZM216 117V116H215ZM214 117V119H215ZM147 119V120H146ZM200 120V118H199ZM201 121V120H200ZM190 122V123H191ZM203 122V121H201ZM47 123V122H46ZM43 123L42 122H39L37 125L34 124V122L30 121L28 122V127L31 128V129H36L37 128H42V126L44 125L45 128L47 127V125L49 126L50 124L47 123ZM193 123L196 124V122L193 121ZM204 123V122H203ZM207 123V122H206ZM205 123V124H206ZM211 123V122H210ZM230 123V124H229ZM43 124V125H42ZM192 124V123H191ZM227 124V125H226ZM231 124L233 126V128L235 130H233V128L231 127ZM262 124V125H261ZM194 125V124H193ZM192 125V126H193ZM199 125H202V124H199ZM196 126V125H195ZM194 126V127H195ZM198 126V125H197ZM204 124L201 126L203 127ZM217 126V125H216ZM220 126V125H219ZM185 127V126H184ZM227 127V128H228ZM94 128V129H93ZM149 128V127H148ZM153 127H150V129H152ZM160 128V127H158ZM214 128V127H213ZM226 128V127H225ZM236 128L239 130L237 132ZM63 129V132H68L67 130L64 131ZM162 129V128H161ZM160 129V130H161ZM198 129V127H197ZM159 130V131H160ZM163 133H164V129H162ZM166 130V129H165ZM171 130V129H170ZM169 130V131H170ZM177 130V129H175ZM174 130V131H175ZM200 130V129H199ZM47 131V130H46ZM173 131V129L171 130V132ZM181 131V130H180ZM204 131V130H202ZM213 131H215V129H213ZM242 131V132H241ZM161 132V133H162ZM167 132V131H166ZM183 132V131H182ZM240 132V133H239ZM144 135H145V132H143ZM142 133V134H143ZM67 134V133H65ZM158 134V133H157ZM182 134V133H181ZM184 134V133H183ZM160 135V134H159ZM172 135V134H171ZM201 136L202 134H198V136ZM208 135V134H207ZM260 136V135H259ZM171 137V136H169ZM177 137V136H176ZM96 138V137H95ZM100 138L99 136L97 137V139ZM153 138V137H152ZM181 138V137H180ZM179 138V139H180ZM201 138V137H200ZM228 138V137H227ZM230 138V137H229ZM260 138V137H259ZM144 139H145V136H144ZM143 140L146 141V140ZM235 139V137H234ZM158 140V139H157ZM163 140V139H162ZM171 140V139H170ZM192 140V139H191ZM196 140V139H195ZM254 140H257V141H254ZM259 140V141H258ZM151 141V140H150ZM197 141V140H196ZM231 141V142H232ZM95 142V141H94ZM140 142H142L140 140ZM153 142V141H152ZM161 142V140H160ZM198 142V141H197ZM213 142V141H212ZM241 142V143H239ZM134 144V143H133ZM144 144V143H143ZM140 143V145H143ZM146 144V143H145ZM156 144V143H155ZM158 144V143H157ZM162 144V143H160ZM177 144V143H176ZM198 144L200 145V143L198 142ZM233 144V143H232ZM137 145V144H136ZM147 145V144H146ZM150 145V144H149ZM154 145V144H153ZM202 145V144H201ZM97 146V145H96ZM243 146V147H242ZM124 147V146H123ZM136 147V146H134ZM160 147V146H159ZM170 147V146H169ZM176 147V146H175ZM205 147V146H204ZM147 148V147H146ZM150 148V146H149ZM116 149V148H115ZM177 149V150H178ZM202 149V148H201ZM231 149V148H230ZM118 150V149H117ZM131 150V149H130ZM137 150V148H136ZM136 150H131L132 152H136V154H140L138 151ZM239 150V151H240ZM120 153H119V156L122 157V155H124L121 150L119 149ZM123 151V150H122ZM128 151V150H127ZM126 151V152H127ZM168 151V150H167ZM240 151V152H241ZM138 152V153H137ZM206 152V153H208ZM237 152V151H236ZM234 152V153H236ZM250 152V153H249ZM61 153V152H60ZM115 153L117 154V152L115 151ZM122 153V154H121ZM121 154V155H120ZM170 154V153H169ZM59 155V156H58ZM63 155V153H62ZM91 155V156H90ZM118 155V154H117ZM115 155L117 158L118 156ZM135 155V154H134ZM135 155V156H137ZM90 156V157H88ZM135 156L133 157H130V158H133L134 160H136V158H134ZM173 156V155H172ZM180 156V155H179ZM184 156V157H185ZM63 157L64 158H67V159H70L73 163H72V166L69 168V166L66 165V163L64 162L65 160H63ZM149 157V155H148ZM94 158V156H93ZM141 156L139 155V157L137 159L140 160ZM143 158V157H142ZM141 158V159H142ZM160 158V157H159ZM158 158V159H159ZM123 159V158H122ZM120 159V161L122 160ZM129 159V158H127ZM124 158V162H122V164L124 163L125 165L131 167L130 164L134 165L133 162L130 163V161H134L133 159H129V161L127 162ZM136 161L139 163L140 165V161ZM170 160V159H169ZM209 160V161H208ZM221 160H224L223 162L224 163H221ZM87 161H86V166L88 167V169L86 168L85 169V172L87 170H90L91 168H89L91 165L90 163L87 164ZM113 161V159H112ZM115 161V160H114ZM112 162L110 163L111 165L114 163V165H118L117 163L115 162ZM161 161V160H160ZM84 162L82 163V165L84 164ZM110 162V161H109ZM118 162V161H117ZM125 162H127L128 164H126ZM149 162V161H148ZM226 162V163H225ZM68 163V162H67ZM70 163V161H69ZM146 163V162H145ZM151 163V162H150ZM161 163V162H160ZM45 164V163H44ZM47 164V163H46ZM84 164V165H85ZM121 164V163H120ZM153 164H156V163H153ZM162 164V163H161ZM69 165V164H68ZM114 165H112L108 171L110 172L111 171V168L114 167ZM157 165V164H156ZM155 165V166H156ZM50 169H48L47 167H50ZM77 166V167H75ZM136 166V165H135ZM141 166V165H140ZM139 166V167H140ZM149 166V165H148ZM53 167V168H52ZM68 167V168H66ZM76 169H74V168ZM78 167L80 170H78ZM83 167V166H82ZM146 167V165H145ZM153 168V166H150ZM158 167V165L156 166ZM135 167H133V170H134ZM159 168V167H158ZM70 169V170H69ZM75 170V173L72 171V170ZM82 169V170H81ZM114 168H112V171H113ZM116 169V168H115ZM130 169V168H128ZM138 169V167L136 168ZM135 169V171H136ZM149 169V167H148ZM157 169V168H155ZM49 170V172H48ZM122 170V169H121ZM144 170L147 171V168H144V166L140 167L139 169V172L136 171V173L141 174L142 176H140L141 178H144L143 176L145 174H149L148 172H145ZM151 170V168H150ZM150 170H148L150 172ZM154 170V169H152ZM193 170V169H192ZM194 170H198V168H195ZM193 170V171H194ZM197 171L198 173L200 171ZM105 171L107 172V169H105ZM120 171V170H119ZM129 171V170H128ZM118 172V171H117ZM145 172V174H144ZM50 173V174H51ZM113 173V172H111ZM120 173V174H119ZM129 173V172H128ZM151 173V172H150ZM157 171L155 173H152V175L154 176V174L156 175V177H158L157 175L159 173H157ZM188 173V172H187ZM47 174V175H46ZM116 174V172L114 173ZM113 174V175H114ZM118 176L119 177L122 172H118ZM124 174V173H123ZM122 174V176H124ZM196 174V172L194 173ZM200 176H201V173H199ZM199 174H198V177H199ZM76 175V176H75ZM126 175V174H125ZM131 175V174H130ZM203 175V174H202ZM121 176V177H122ZM137 176V175H136ZM135 176V177H136ZM165 176V175H164ZM197 176V175H196ZM195 176V177H196ZM206 176V175H205ZM65 177L67 178H71L70 180H66L64 179ZM139 176H137V178L140 179ZM155 177V176H154ZM197 177V178H198ZM50 178V177H49ZM124 178L127 179V176H124ZM196 178V180L194 181H197L198 179ZM228 178V179H227ZM59 179V181H58ZM124 181V184H126V181L125 179L120 178ZM149 179V178H148ZM231 179V180H229ZM150 180V179H149ZM157 180V179H156ZM122 181V182H123ZM146 181H147V177H146ZM158 181V180H157ZM232 181V182H231ZM128 182V181H127ZM142 182V180H141ZM144 182V181H143ZM153 182V181H151ZM164 182V181H163ZM166 182V181H165ZM164 182V183H165ZM229 182H231L229 184ZM49 183V182H48ZM47 183V184H48ZM129 183V182H128ZM126 184V185H129V184ZM181 183V182H180ZM75 184V186H74ZM152 184V183H150ZM190 184V183H189ZM50 184L46 185L47 189H48V186ZM126 185H124V187H126ZM131 185V184H130ZM185 185V184H184ZM52 186V185H51ZM51 186H50V189H51ZM60 186V187H59ZM69 186V187H67ZM150 186V185H149ZM179 186V185H178ZM180 186H182V184H180ZM211 186V185H210ZM131 187V186H130ZM145 187V186H144ZM192 187V188H191ZM209 187V186H208ZM64 188V189H63ZM127 188V187H126ZM134 186H132L131 188H129L130 190H135L136 191V188H134ZM152 188V187H151ZM188 188H191L188 190ZM210 188V187H209ZM53 189V188H52ZM78 189V190H77ZM125 189V188H124ZM160 189V188H158ZM199 189V190H198ZM73 190V189H72ZM155 190V189H153ZM50 193L53 195V192H51V190H49ZM55 191V190H53ZM124 191V190H123ZM134 191V192H135ZM158 191V190H157ZM208 191V190H207ZM160 192V191H159ZM159 192H156V193H159ZM164 192V191H163ZM254 192V193H253ZM49 193V194H50ZM56 193V192H55ZM54 193V194H55ZM79 193V192H78ZM137 193V192H136ZM135 193V194H136ZM257 193V194H256ZM200 194V193H199ZM255 194V195H254ZM254 195V196H253ZM257 195V196H256ZM168 195L166 194V197ZM203 196V195H202ZM201 196V197H202ZM163 197V196H162ZM165 197V198H166ZM171 197H170V200H171ZM200 197V198H201ZM204 197V196H203ZM206 197V196H205ZM204 197V198H205ZM258 197V198H256ZM169 198V197H168ZM253 198H254V201H253ZM164 199V198H163ZM172 199V200H173ZM197 199V200H196ZM208 199L210 200V198L208 197ZM169 201V199H168ZM200 201V200H199ZM256 201V203H254ZM258 201V202H257ZM261 201V202H260ZM203 202V201H201ZM258 203H261L258 204ZM117 204V203H116ZM132 204V203H131ZM195 204H197L198 206L197 207H194L195 209L193 210V208L191 209V207H193ZM203 204V203H201ZM259 205V206H256L258 207L257 208V215H255V213L253 212V208L251 209V207H253L254 205ZM172 205V204H171ZM109 206V205H108ZM119 206V205H118ZM136 206V205H135ZM200 206V209L198 208ZM110 207V206H109ZM132 207V206H131ZM219 207H221L220 209H218ZM255 208V207H254ZM131 209V208H130ZM137 208H135V211L134 209L132 208L131 210H133L134 212H132V215L128 216L130 217L131 219L134 218L135 219V222L136 220H138V217L140 219V215H137L138 212L136 210ZM173 209V210H172ZM199 209V210H198ZM175 210V211H174ZM177 210V211H176ZM192 210V212H191ZM256 211V210H255ZM126 212H128V209L126 210ZM124 212V214L126 213ZM137 212V213H136ZM227 214H226V213ZM244 212V214L246 213L247 217L245 215H243L242 213ZM131 214V212H129ZM129 213H126V214H129ZM202 213V218L200 216V214ZM211 213V215H209ZM152 214V213H151ZM242 214V215H241ZM11 216H9L10 219L8 218H5V224H6V227L5 228V231H4V235L7 233L11 234L10 238L12 237L11 240H8L10 239L9 237H7V239H5V237L3 238L4 242H2L1 240V246L0 245V249H3L4 246V250H6V247L9 248L10 250L13 249L14 251V247L16 244H18V242L16 241H20V245H25L23 246V248L27 249V247L30 245L31 241L30 239L28 240V238L30 237L27 233V236L25 235H19L20 237H18L17 239H15L17 237V234H16V237L13 238V235H15L14 233H11L9 231H13L14 232V226H12L11 224V221L13 220L12 219V214H10ZM157 215V216H156ZM222 215V216H223ZM242 217H241V216ZM138 216V217H137ZM215 216V217H214ZM219 216V215H217ZM226 216V217H227ZM244 216V217H243ZM149 217V218H151ZM200 217V218H199ZM239 217V218H238ZM74 218V217H73ZM176 218H178L179 220H175ZM187 218H188V221H187ZM219 218V217H218ZM217 218V219H218ZM78 217L75 219L77 220ZM101 220V223L106 220V222L104 221V223H107V219H104V218H99ZM98 219V220H99ZM104 219V220H103ZM130 219V220H131ZM174 219V220H173ZM217 219L215 222H217ZM223 219V217H222ZM74 220V221H75ZM129 220V219H128ZM144 222H142V221ZM155 220V221H154ZM206 220V219H205ZM227 221V218L225 219ZM245 220V219H244ZM243 220V221H244ZM245 220V221H246ZM73 221V219H72ZM71 222V225L72 223ZM111 221V223L113 222L112 220H109ZM133 221V220H132ZM141 224H146V219L142 218L139 220ZM150 221V219H149ZM150 221V224L152 223ZM174 221L172 224L170 222ZM209 221V220H208ZM224 221V220H223ZM225 221V222H226ZM241 221V220H240ZM239 221V222H240ZM10 222V223H9ZM14 223V221H12ZM77 224L76 226H78L79 222L76 221ZM201 222V223H200ZM210 222H213V221H210ZM210 222H208L210 224ZM248 222V221H247ZM109 223V224H111ZM129 223V222H128ZM140 225L139 222H136ZM149 223V222H148ZM159 223V222H158ZM163 223V222H162ZM186 223V225H187ZM220 223V222H218ZM227 223V222H226ZM243 223V222H241ZM246 223V222H245ZM249 223V222H248ZM250 223V224H252ZM74 224V226H75ZM108 224V225H109ZM115 224V223H114ZM177 224V223H176ZM217 224V223H215ZM223 223L220 224V226L222 225ZM249 224V225H250ZM103 225V224H102ZM148 225V224H147ZM159 225V224H158ZM163 227L166 225L163 223L162 224ZM185 225V224H184ZM192 225V224H191ZM228 225V224H227ZM227 225H225V227L227 228ZM81 226V225H80ZM104 226H107V224H104ZM143 226V225H142ZM149 226V225H148ZM161 226V225H160ZM210 226V225H209ZM213 226V225H212ZM103 227V226H102ZM162 227V228H163ZM170 227V226H169ZM186 227V226H184ZM184 227H183V230H184ZM189 226H187L188 228ZM195 227V226H193ZM224 227V228H225ZM12 228V229H11ZM82 228V227H81ZM106 228V227H105ZM103 228V229H105ZM109 228V227H108ZM159 228V227H158ZM171 228V227H170ZM168 229V226L165 228V229H168L169 231L171 229ZM180 228V227H179ZM186 228V229H187ZM216 228V229H217ZM223 228V229H224ZM107 229V228H106ZM181 229V228H180ZM185 229V230H186ZM9 230V231H8ZM82 230V229H81ZM108 230V233H109V229ZM162 230V229H161ZM167 230V231H168ZM184 230V231H185ZM59 231V230H58ZM56 231V232H58ZM174 231V230H173ZM190 231H192L190 229ZM189 231V232H190ZM212 231V229L210 230V232ZM253 230V233L255 232ZM7 232V233H5ZM28 232V231H26ZM44 232V231H43ZM45 232H47L45 230ZM44 232V233H45ZM104 232V231H103ZM166 232V230H165ZM188 232V231H187ZM255 234V235H258L259 234ZM48 233V232H47ZM61 233V236H62V232H58V234ZM172 233V231H170L169 233H166L167 235H170ZM252 233V234H253ZM13 234V235H12ZM20 234V233H19ZM25 234V232H24ZM46 234V233H45ZM56 234V233H55ZM81 232L79 234V238L78 240L82 241L81 238ZM105 234H107L106 230H105ZM135 234V233H134ZM165 234V233H164ZM5 235V236H6ZM48 236L49 235H53V234H47ZM84 235V234H83ZM99 235V234H98ZM133 235V233L131 234ZM131 235H122L120 236L119 238V242H118V245L120 244V247H121V250L123 251H120L117 249L118 253L119 252H123L122 254H124V257L123 259L125 260L123 263L121 264H174L176 263L178 260L177 259H173L171 260L170 259V251L169 250H172L171 249V243L168 242V240H174V233H172V237L171 235L170 236H162L161 234L159 235L158 233H153L152 236H148L147 234L145 233H136L135 235L131 236ZM186 235V234H185ZM188 235V234H187ZM46 236V235H45ZM47 238H50L48 241L51 242V240L53 239L52 237H55V239L52 240L53 244L57 245V243H54L57 241V238H56V235L54 236H50ZM65 237V233L63 235ZM62 236V237H63ZM101 236V235H100ZM104 236V235H103ZM110 235H107V239ZM231 236V235H230ZM1 237V236H0ZM59 239L61 238L60 235H58ZM63 237V238H64ZM98 237V236H97ZM96 237V238H97ZM105 237V236H104ZM113 238H115L114 236H112ZM110 237V238H112ZM260 237V236H259ZM66 238V237H65ZM64 238V239H65ZM85 238V237H84ZM92 238V237H91ZM103 237H101L102 239ZM178 238V237H176ZM175 238V239H176ZM231 238V239H232ZM245 238V237H244ZM255 238V236H254ZM257 238V237H256ZM16 240V244H13L15 243L14 240ZM74 239V238H73ZM105 239V241L107 240ZM230 239V238H229ZM259 239V238H258ZM264 239V238H263ZM5 240H8L7 242ZM55 240V241H54ZM61 240V239H60ZM63 240V239H62ZM61 240V245L62 247L65 245L66 246V239L65 241H62ZM75 240V239H74ZM85 240V239H83ZM91 240H95L97 241V239H91ZM91 240L89 243H91ZM104 240V238L102 239V241ZM177 240V239H176ZM182 240L184 241V243L182 242ZM70 241V240H69ZM77 241V240H75ZM86 241V240H85ZM89 241V240H88ZM95 241H94V247L96 245L99 246V241L96 242V245H95ZM102 241L100 243V245L102 244ZM110 241V239H109ZM111 241L113 242V239H111ZM231 241V240H230ZM10 243L12 244V246L10 244H6V243ZM51 242V243H52ZM60 242V241H58ZM74 242V241H73ZM87 242V241H86ZM194 242V243H193ZM247 242V241H246ZM4 243V244H2ZM29 243V244H28ZM35 243L36 245V241H33V244ZM63 243V244H62ZM77 243V242H75ZM80 243V242H79ZM88 243V242H87ZM88 243V244H89ZM93 243V242H92ZM105 243H108L109 242H105ZM104 243V244H105ZM32 244V243H31ZM32 244V245H33ZM73 244V243H72ZM78 244V243H77ZM82 244V242H81ZM87 244V246H88ZM103 244V246H105ZM107 244V245H108ZM193 244V245H192ZM10 245V246H9ZM21 245V246H22ZM27 245V246H26ZM52 245V244H51ZM60 245V244H59ZM57 245L59 248L60 246ZM91 244H89V247ZM110 245V244H109ZM17 246V245H16ZM54 246V245H52ZM57 246H54L55 248ZM82 246V245H81ZM11 247V248H10ZM35 247V246H29L28 247V250H30L31 253H29L30 255L31 254H34L36 260L38 259V255L35 254L34 250L31 249V248ZM56 248L58 249L57 252L62 249V247L59 249V248ZM76 247V246H75ZM78 247V246H77ZM84 247V246H83ZM100 247V248H99ZM99 250L96 248V250H98V253L99 251H101L102 249L104 250V248L102 247L101 249V246H99ZM108 247V246H105V248ZM116 247V246H115ZM119 247V246H118ZM16 248V247H15ZM64 248V247H63ZM70 248V247H69ZM72 248V247H71ZM79 249H84V248H80L78 247ZM65 249V248H64ZM87 249V247H86ZM92 251L95 250V249H92L90 248ZM109 249V248H108ZM116 249V248H115ZM126 249V251H124ZM63 250V249H62ZM85 250V249H84ZM83 250V253L86 251ZM88 253V258H89V254L92 252ZM3 252L4 254V251L3 250H0ZM11 251V252H13ZM48 251V250H47ZM46 251V253H47ZM82 251V250H81ZM89 251V250H88ZM173 251V250H172ZM176 251V252H177ZM34 252V253H32ZM63 252V251H62ZM66 252V251H65ZM96 252V251H95ZM93 252V253H95ZM116 252V251H115ZM250 252V250H249ZM6 253V251H5ZM8 253V252H7ZM6 253V254H7ZM49 253V251H48ZM61 253V252H60ZM87 253V252H86ZM102 252H100L101 254ZM120 253V254H121ZM11 253H8V255H10ZM58 254V253H57ZM90 254V255H91ZM99 254V255H100ZM106 254V253H105ZM117 254V252H116ZM176 254V253H175ZM34 255H31L32 257H34ZM84 255V256H85ZM94 255V254H92ZM97 255V254H96ZM174 255V254H173ZM252 255V254H251ZM264 255V253H263ZM262 255V259L264 260V256ZM101 256V255H100ZM103 256V254H102ZM118 256V254H117ZM176 256V255H174ZM92 257V256H90ZM177 257V256H176ZM40 258V257H39ZM59 258V257H58ZM96 258H99L98 256ZM122 258V257H120ZM175 258V257H173ZM178 258V257H177ZM32 258H30V260H28V264H35L34 262L36 261L34 258L33 260H31ZM60 259H61V256H60ZM122 259V260H123ZM179 261H180V258H178ZM203 259V260H202ZM86 260H87V257H86ZM91 260V259H89ZM88 260V262H89ZM176 260V262H175ZM32 261V262H30ZM38 261V260H37ZM36 261V263H37ZM62 261V259H61ZM64 261V260H63ZM83 261V260H82ZM81 261V262H82ZM92 261V260H91ZM172 261L174 263H172ZM180 261V262H181ZM256 263H255V262ZM182 262H186V261H182ZM181 262V264H183ZM85 263V262H84ZM92 263V262H91ZM90 263V264H91ZM259 263V262H258ZM25 264V263H23ZM78 264V263H77ZM86 264V263H85ZM180 264V263H178ZM187 264V262H186ZM200 264V263H198ZM205 264H209L208 263H205ZM260 264V263H259ZM262 264V263H261ZM264 264V263H263Z\"/></svg>",
	"mask_w": 264,
	"mask_h": 264
}]
</instances>
